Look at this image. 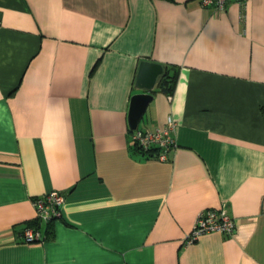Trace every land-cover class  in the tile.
<instances>
[{
    "label": "crops",
    "instance_id": "0c3cea01",
    "mask_svg": "<svg viewBox=\"0 0 264 264\" xmlns=\"http://www.w3.org/2000/svg\"><path fill=\"white\" fill-rule=\"evenodd\" d=\"M143 59L180 67L138 125L172 117L165 160L128 122ZM0 264H264V0H0Z\"/></svg>",
    "mask_w": 264,
    "mask_h": 264
},
{
    "label": "built area",
    "instance_id": "2783aa9c",
    "mask_svg": "<svg viewBox=\"0 0 264 264\" xmlns=\"http://www.w3.org/2000/svg\"><path fill=\"white\" fill-rule=\"evenodd\" d=\"M230 0H201V3L205 5H212L216 9L225 8L226 4ZM244 1V0H237ZM169 124L162 128L156 129H142L137 128L134 131V140L143 148L151 149L158 148V158L165 160L168 158V150L174 143L172 134V117L169 119ZM64 194L54 189L41 196H36L33 199V203L36 208L37 217L40 220L48 221L61 214V206L64 202ZM237 225L236 218L226 209V206H220L219 208H205L196 217L193 230L188 236V241H193L201 234L209 231H221L226 234L234 232ZM39 235V231H36L33 227H26L23 232V236L26 242L34 239Z\"/></svg>",
    "mask_w": 264,
    "mask_h": 264
},
{
    "label": "water",
    "instance_id": "95a60500",
    "mask_svg": "<svg viewBox=\"0 0 264 264\" xmlns=\"http://www.w3.org/2000/svg\"><path fill=\"white\" fill-rule=\"evenodd\" d=\"M164 66L160 62L150 59L140 61L136 75L135 85L139 92L132 94L128 110V122L131 129H137L141 117L153 99V91L157 85L158 77L163 73Z\"/></svg>",
    "mask_w": 264,
    "mask_h": 264
},
{
    "label": "trees",
    "instance_id": "16d2710c",
    "mask_svg": "<svg viewBox=\"0 0 264 264\" xmlns=\"http://www.w3.org/2000/svg\"><path fill=\"white\" fill-rule=\"evenodd\" d=\"M97 63L93 66L92 70L95 69ZM163 66H164V71L159 76L158 83H157V89H160L163 92H166L168 94H172L175 87H176L180 67H179V65L172 64V63L163 64ZM157 89H155L154 92ZM135 147L142 152H149L150 154L152 153V155L155 153H158V148H155V147L151 148V149H147V150L143 149L142 147H140L137 144ZM39 222H40V219L38 217H36L34 220H32L31 224H36L38 226ZM23 232H24V230L22 231L21 236H23ZM47 232H50V230L47 229ZM23 239H24V236H23ZM24 241H25V239H24Z\"/></svg>",
    "mask_w": 264,
    "mask_h": 264
},
{
    "label": "rangeland",
    "instance_id": "374dc122",
    "mask_svg": "<svg viewBox=\"0 0 264 264\" xmlns=\"http://www.w3.org/2000/svg\"><path fill=\"white\" fill-rule=\"evenodd\" d=\"M53 219V218H52ZM52 219H50V220H52ZM50 220H48V221H50ZM34 228V227H33ZM36 231H39L38 229H36ZM37 240H42V238H41V236H40V233H39V235L38 236H36L34 239H32V240H29L28 242H34V241H37Z\"/></svg>",
    "mask_w": 264,
    "mask_h": 264
}]
</instances>
